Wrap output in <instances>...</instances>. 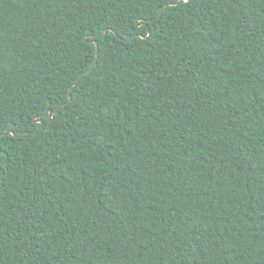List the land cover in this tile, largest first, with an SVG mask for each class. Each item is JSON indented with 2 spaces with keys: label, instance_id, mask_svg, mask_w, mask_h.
I'll list each match as a JSON object with an SVG mask.
<instances>
[{
  "label": "trees",
  "instance_id": "trees-1",
  "mask_svg": "<svg viewBox=\"0 0 264 264\" xmlns=\"http://www.w3.org/2000/svg\"><path fill=\"white\" fill-rule=\"evenodd\" d=\"M177 1L0 0V264H264V0Z\"/></svg>",
  "mask_w": 264,
  "mask_h": 264
},
{
  "label": "water",
  "instance_id": "water-1",
  "mask_svg": "<svg viewBox=\"0 0 264 264\" xmlns=\"http://www.w3.org/2000/svg\"><path fill=\"white\" fill-rule=\"evenodd\" d=\"M186 2L187 0H178L176 3H172V4H169V6H175V5H178L180 2ZM166 9V7H165ZM107 31H104V33L102 34V36H104L106 34ZM148 37V36H147ZM92 43L95 45L96 47V56H97V45H96V41L92 38ZM71 97H70V92L68 94V102L70 101ZM45 113H48V115H50L51 111L50 110H47ZM55 113V112H54ZM52 113V114H54ZM49 121L52 120V118H48ZM33 123L35 124H38V129H41L43 127V121L41 119H34L33 120ZM9 133L11 136H15L14 135V132L12 130H6L1 136H4L5 134Z\"/></svg>",
  "mask_w": 264,
  "mask_h": 264
}]
</instances>
